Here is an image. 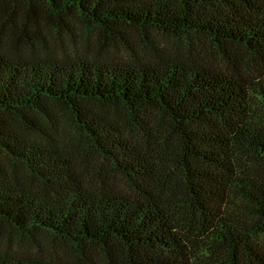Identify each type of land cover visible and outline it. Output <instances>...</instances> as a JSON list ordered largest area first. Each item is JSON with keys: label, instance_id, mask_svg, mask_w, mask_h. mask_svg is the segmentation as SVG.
<instances>
[{"label": "trees", "instance_id": "trees-1", "mask_svg": "<svg viewBox=\"0 0 264 264\" xmlns=\"http://www.w3.org/2000/svg\"><path fill=\"white\" fill-rule=\"evenodd\" d=\"M0 264H264V0H0Z\"/></svg>", "mask_w": 264, "mask_h": 264}, {"label": "rangeland", "instance_id": "rangeland-1", "mask_svg": "<svg viewBox=\"0 0 264 264\" xmlns=\"http://www.w3.org/2000/svg\"><path fill=\"white\" fill-rule=\"evenodd\" d=\"M54 37V36H52ZM53 38H51L52 40ZM157 40H159L162 43L167 42L165 38L161 36L156 37ZM54 45H59L60 42L55 41V39L52 40ZM64 44H67L69 47L72 45L74 48L78 51H87L90 54H94L96 52L105 54V55H118L123 51L122 47L113 46L109 41L105 40L104 42H101L100 39H97L95 36H88L85 40L82 35L75 36L74 41L71 43L70 39L63 40ZM169 44V43H168ZM157 46L162 45L161 43H156ZM178 47H181L180 45ZM132 49L137 55H145L147 54V47L142 45L140 41H133L132 43Z\"/></svg>", "mask_w": 264, "mask_h": 264}]
</instances>
